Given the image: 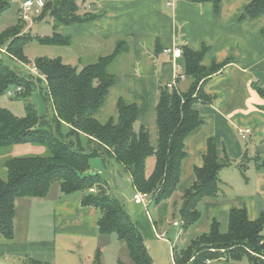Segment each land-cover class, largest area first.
<instances>
[{
    "label": "crops",
    "instance_id": "obj_1",
    "mask_svg": "<svg viewBox=\"0 0 264 264\" xmlns=\"http://www.w3.org/2000/svg\"><path fill=\"white\" fill-rule=\"evenodd\" d=\"M26 1L45 3L47 0H15L12 3L16 4L18 11ZM197 1L85 0V11L79 14L86 12L97 18L54 30L69 40V45L62 47L73 50L69 60L77 59L82 68L121 47L119 58L110 67L115 76L114 85L94 118L99 124L110 120L115 122L119 100L128 106L136 105L141 114L133 128L139 131L145 127L154 149L158 145L155 107L159 87L169 85L177 74L173 58L164 51L173 48L198 51L206 46L209 51L204 57V65L229 61L222 71L204 84L205 93L213 97V101L195 106L202 123L185 139L186 158L180 164L175 194L159 204L153 202L146 207L155 206V220L147 213L135 220L131 218L156 240L159 235L155 232L164 228L170 208L177 202L181 206V196L192 185L194 170L201 168L207 142L213 139L218 154L227 158L230 166L219 173L218 196L202 200L200 219L193 229L190 227L184 231L185 237L191 239L189 244L208 233L212 222L219 224L222 234L227 233L231 209L246 210L250 221L264 219V167H258L264 162V99L253 89L256 84L264 88V38L260 34L264 16L239 20L251 0H223L217 10L212 2ZM76 51L88 57L85 59L87 63L81 65ZM177 62L182 63L180 59ZM181 83L185 84V81ZM243 128L250 129L251 133L242 143L238 130ZM81 138L85 141L83 136ZM154 164L153 156L146 160L147 176L152 173ZM120 175L122 183L125 177L130 181L128 174ZM172 198L174 203L171 204ZM81 202L59 189L56 193L50 190L42 199H18L13 238L0 235V264H27L30 260L76 264L80 239L91 238L100 246L96 252L101 251L106 237L98 233L100 215L93 207H82ZM190 230L194 231L187 236ZM262 232L264 235V225ZM94 259L95 256L92 264ZM209 262L248 264L247 259L228 261L225 255Z\"/></svg>",
    "mask_w": 264,
    "mask_h": 264
},
{
    "label": "trees",
    "instance_id": "obj_2",
    "mask_svg": "<svg viewBox=\"0 0 264 264\" xmlns=\"http://www.w3.org/2000/svg\"><path fill=\"white\" fill-rule=\"evenodd\" d=\"M15 0H0V15L10 8ZM78 0H47L43 2L40 14L34 20L40 22L49 18L52 36L40 39L41 43L52 46H68L69 40L54 30L59 26L84 24L97 16L90 15L84 7L80 10ZM85 0H82L84 3ZM212 2L217 10L223 0H198ZM20 8V7H19ZM19 15V9L17 11ZM264 16V0H251L243 10L239 20ZM25 23L18 20L0 34V48L7 51L9 58L21 63L27 60L23 54L24 45L30 38L23 35ZM264 38V26L260 32ZM180 63L185 81V89L177 86L168 89L159 87L155 107L157 127V148L148 140V132L141 127L138 133L133 128L141 114L136 105L117 104V120L99 124L94 114L105 102L113 87L115 76L110 67L120 56L121 47L80 71L63 64L61 59L38 58L34 61L39 74L46 76V96L51 103L52 118L37 115L33 106L25 107L22 118L14 117L9 111L0 109V150L17 145H38L46 147L49 155L44 157L12 158L4 162L5 178L0 176V235L13 238L15 204L18 199L47 196L53 184H58L64 194L79 190H89L97 186L96 195L82 199L81 206L93 207L100 215L97 221L101 237L115 235L127 251L130 264H153L143 235L137 224L131 220L119 200L110 199L105 194V186L98 175L89 172L88 161L98 157L118 164L120 174H128L134 189L154 196L155 204L170 198L177 187L180 164L186 158L184 142L186 137L200 127L202 121L195 106L211 103L213 97L203 89L205 82L223 70L229 61L222 64H203L209 48L202 46L198 51L179 48ZM33 78V77H32ZM41 83V80L37 79ZM24 88L23 98L33 90V83L26 82L22 75L12 71L0 61V95L8 87ZM253 89L264 99V88L258 84ZM65 124L69 132L64 136L59 126ZM85 138V144L81 137ZM155 158L153 171L146 175L145 163L149 157ZM227 158L218 154L213 139L207 142V150L201 168L194 170L192 185L181 196L179 217L184 231L193 226L201 216L199 205L203 199L216 198L220 192L219 173L229 167ZM264 167V162L258 164ZM263 217L255 221L247 218L246 210L231 209L228 231L222 234L219 224L212 222L208 233L198 236L186 249H172L173 264H206L225 255L228 261L247 259L248 264H264ZM94 264H101L100 251L95 253ZM27 264H47L30 260ZM49 264V263H48ZM118 264H124L119 262Z\"/></svg>",
    "mask_w": 264,
    "mask_h": 264
},
{
    "label": "rangeland",
    "instance_id": "obj_3",
    "mask_svg": "<svg viewBox=\"0 0 264 264\" xmlns=\"http://www.w3.org/2000/svg\"><path fill=\"white\" fill-rule=\"evenodd\" d=\"M77 5L81 10L84 7L82 0L77 1ZM17 6L12 3L10 8L7 9L4 13L0 15V34L7 27L14 25L18 20ZM36 18L32 19L31 26L29 23H25V28L23 30V35L30 38V41L27 42L23 47V54L27 60L26 63H21L16 60L9 58L7 54H0V61L7 66L12 71L23 76L26 82L33 83V90L29 93L27 98H23L24 88L20 94H15L13 96H8L6 91L0 95V109H5L9 111L14 117L22 118L25 115V107L28 105L33 106L37 115L42 118L50 119L52 118L53 109L51 103L48 101L46 96L47 89L45 88V83L35 82L32 78V75L29 73V68L34 65V61L38 58H48V59H61L63 64L70 67L76 68L77 71H80L82 67L78 63L77 59L71 61L69 57L74 54L73 50L69 51L62 46H52L41 43L39 40L52 36V23L49 18H45L40 22H36ZM80 58V63L83 65L88 57L85 55H80V52L76 51L75 55ZM91 59V58H89ZM71 61V62H70ZM91 61V60H90ZM93 61V60H92ZM187 83H181L180 88L185 89ZM177 86V85H176ZM22 88V87H21ZM7 90L15 93L16 88L11 86ZM135 127V126H134ZM60 133L66 135L69 132V129L65 124L59 126ZM135 132L138 133V128L135 127ZM239 137V136H238ZM240 139V138H239ZM81 142H85L81 138ZM243 143V141L241 140ZM49 152L47 148L41 147L38 145H17L14 147L3 148L0 150V176L5 178V168L3 164L6 160L12 158H31V157H44L48 156ZM89 172L95 175H98L100 180L105 186V194L114 200H119L123 203L125 211L130 215V217L137 219L141 216H144L146 213L149 217L155 220V206H150L146 210L141 205H135L133 202L132 196L135 193V189L128 178H124L123 187L116 181L118 170V164L114 160L107 159L106 162H103L98 157H91L88 161ZM120 174V173H119ZM51 192L56 193L58 189L60 190L58 184H53L51 186ZM94 193H90L89 190H79L74 193L67 194L72 196V198H79L82 201L83 198L89 196V194L96 195L98 188L94 186ZM50 193V192H49ZM175 194V193H174ZM171 204L174 203L172 198ZM179 202L170 208V213L167 218V223L164 224V228L156 230V234L159 237L152 239L149 236V232L142 226L138 227L140 232L143 235L146 247L148 249L149 255H151L153 264H173L172 261V249H182L189 244L191 239L185 237V232L183 225L179 217ZM200 211V210H199ZM177 225L173 226V223ZM195 226H191L193 229ZM194 230H190L187 236ZM164 232V233H163ZM161 233L163 234L160 237ZM263 234V232H262ZM104 246H102L100 251L101 264H118L119 262L124 264H130L129 256L127 255L126 248L124 244L117 240L115 235L105 236ZM185 243H184V239ZM193 238V237H191ZM79 246L76 250L77 262L76 264H92L94 254L97 249H100L98 243H95L91 238L90 240H79ZM188 243V244H187Z\"/></svg>",
    "mask_w": 264,
    "mask_h": 264
},
{
    "label": "built area",
    "instance_id": "obj_4",
    "mask_svg": "<svg viewBox=\"0 0 264 264\" xmlns=\"http://www.w3.org/2000/svg\"><path fill=\"white\" fill-rule=\"evenodd\" d=\"M43 7V3L41 1H26L20 5L19 8V19L23 21L24 23H29V26H31L32 19L36 18ZM167 54H170L173 58L174 67L177 71V74L174 78V80L167 85L168 89H172L176 87L177 82H184L185 76L182 70V67L180 64H178V59L181 57L180 49L179 48H173L168 49L164 51ZM0 54H7V51L4 48H0ZM177 62V63H176ZM29 73L32 75L34 81L36 82L37 79L41 80V83H45L46 85V76L39 74L37 68L35 65L29 68ZM15 93H12L9 90H6V93L8 96H13L15 94H20L23 90L21 87H15ZM251 133V130L248 128H243L238 130V136L241 140H245V138ZM90 193H94V188L89 189ZM133 202L136 205H141L143 208L146 209L147 206H149L151 203L154 202L155 198L154 196L149 195L148 193H141L135 190L134 195L132 196ZM177 225V223H173V226ZM206 264H210L209 261L206 262Z\"/></svg>",
    "mask_w": 264,
    "mask_h": 264
},
{
    "label": "water",
    "instance_id": "obj_5",
    "mask_svg": "<svg viewBox=\"0 0 264 264\" xmlns=\"http://www.w3.org/2000/svg\"><path fill=\"white\" fill-rule=\"evenodd\" d=\"M116 181H118L119 184H121L123 187H125V185H123V183H122L121 175L119 173H117Z\"/></svg>",
    "mask_w": 264,
    "mask_h": 264
}]
</instances>
